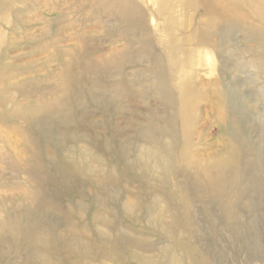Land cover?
Returning <instances> with one entry per match:
<instances>
[{"label":"rangeland","instance_id":"374dc122","mask_svg":"<svg viewBox=\"0 0 264 264\" xmlns=\"http://www.w3.org/2000/svg\"><path fill=\"white\" fill-rule=\"evenodd\" d=\"M101 2L0 0V264H264V0Z\"/></svg>","mask_w":264,"mask_h":264},{"label":"bare ground","instance_id":"6f19581e","mask_svg":"<svg viewBox=\"0 0 264 264\" xmlns=\"http://www.w3.org/2000/svg\"><path fill=\"white\" fill-rule=\"evenodd\" d=\"M94 2L97 6L96 11H95L96 13L100 12V15H101L107 11V6L105 4H102L101 0H94ZM162 100H163V98H162ZM233 105L235 107L240 108V111H242V109H245V106H242V108H241L240 104H237L236 101L233 102ZM230 130H232V129H230ZM189 134H190V131L185 129L184 130V139H186V142L189 139ZM232 135L235 137H238V138L239 137L242 138L241 133L240 134L236 133V130H234ZM174 145L178 149V145H176V144H174ZM160 148H161L162 153L156 156L157 159H159L160 161H164V159L162 157H165L170 162H174L176 160V157H175L173 152H175L177 154L178 150H168L167 151L164 149V147H160ZM244 148L246 151H251L252 141L251 140L248 142L245 141ZM260 153L261 154L258 156V159L260 160V163L264 164V156L262 153V148L260 149ZM182 155H184V154H181V156L179 158H177V160L179 161V164L182 163L183 160H185V157L184 156L182 157ZM257 163H259V162H257ZM167 165L171 166L168 161H167ZM69 168H70V170H72L71 166ZM179 168H180V166H179ZM74 171H75V169L71 172V174H75ZM262 175L264 176V172H261L259 174V176L261 178H263ZM71 176L75 177V175H71ZM184 178H185V176H184ZM187 178H188V175H187ZM119 179H121V181H123L124 179H127V177L123 176V178L119 177ZM107 180H109L111 182V184H109V185L105 184L106 179H104V182H103V178H102V176H100V178L97 180L96 183H99L100 188H104L107 193H115L117 186H118V182H115L112 184V181L110 178ZM206 188L209 189V187H206ZM176 191H178L177 188H176ZM169 207L171 209L170 214H171V217L173 220V226H172V229L170 231H171L172 238L174 240H177L178 237L180 236L177 233V230L179 228L181 229L184 227L183 221L180 218V216L183 217L184 215H183V212L180 211L179 204H177L176 207H174L173 204H171ZM71 219H72L71 216H68L66 221H69ZM160 227H161V224H160ZM124 230H126V229H124ZM124 230L121 229V231H124ZM128 232H131V231H128ZM121 235L122 236H120V238L113 239V243L115 242V249L117 250L116 256L119 254H122L124 256L126 253H128V251L131 250V247L133 246L136 248V250L143 251V252L147 251L146 253H149L151 255L156 254V255L151 257V259L149 260L150 263H152L151 261H153L154 264H159L160 262H162V259H163L162 263L168 264L167 257L169 254L167 253V250H165L164 248H162V249L158 248V246H156L152 243H149L147 240L141 239L142 236L138 237L136 232H131L130 233L131 237H127V235H124V233H122ZM192 236H193V233H192ZM89 241L90 240L85 237L84 243L86 244ZM116 242L118 243L117 247H116ZM55 244H57V242H55ZM54 248H55V246H52V249H54ZM80 249H81V244L79 246V249H73V250L77 252ZM257 251H258V253L260 252L261 255L264 254V247L262 248V244L259 245ZM177 253H178V250L175 249L174 250V256L177 258L178 264H185L186 260L183 258L182 254H177ZM193 264H194V262H193ZM195 264H201L199 259H196Z\"/></svg>","mask_w":264,"mask_h":264}]
</instances>
